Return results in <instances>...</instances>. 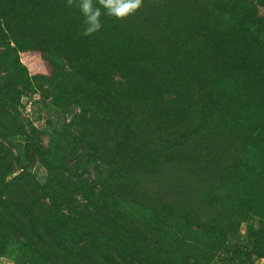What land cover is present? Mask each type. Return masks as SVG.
Instances as JSON below:
<instances>
[{"label":"trees","instance_id":"obj_1","mask_svg":"<svg viewBox=\"0 0 264 264\" xmlns=\"http://www.w3.org/2000/svg\"><path fill=\"white\" fill-rule=\"evenodd\" d=\"M192 1L143 0L127 18L103 15L100 31L85 36L79 0H0V252L16 264H216L221 244L245 258L238 264H254L251 256L264 259V0H195L188 17L183 5L191 8ZM39 4L48 7L44 17ZM137 22L151 33L167 26L170 44L155 47L140 34L143 28L134 31ZM14 24L34 33L58 26L49 40L35 36L50 76H33L23 64L10 31ZM186 36L193 54L174 72L161 47L185 45ZM140 52L145 62L135 66ZM90 61L95 75L104 68L106 86L84 69ZM171 73L203 85L205 94L228 85L233 106L220 104L215 115L239 129L212 138L204 116L200 125L175 131L173 124L186 121L176 111L172 124L146 123L149 114L129 94L151 92L158 101L168 89L172 96L177 82L167 86ZM214 82L221 85L211 87ZM162 83L166 87L158 89ZM120 84L125 92L111 91ZM45 85L56 104L80 109L63 139L55 135L48 143L46 131L22 111L23 97L43 94ZM193 114L187 107L186 116ZM207 139L209 148L200 151ZM30 151L47 171L43 185L24 166ZM83 157L95 173L70 165ZM162 162L190 167L204 185L200 200L182 213L139 196L137 174Z\"/></svg>","mask_w":264,"mask_h":264},{"label":"rangeland","instance_id":"obj_2","mask_svg":"<svg viewBox=\"0 0 264 264\" xmlns=\"http://www.w3.org/2000/svg\"><path fill=\"white\" fill-rule=\"evenodd\" d=\"M201 1V0H199ZM191 8L187 7V4L183 5V8L188 9L186 12V16L190 17L193 5L195 6V0L192 1ZM206 1H202L204 3ZM205 4V3H204ZM38 9H40V14L42 17L48 14V7H45L43 4H39ZM36 10V9H35ZM31 12V11H30ZM29 12V13H30ZM39 12L35 13L36 20H39L40 23L42 19L38 16ZM45 22V21H44ZM141 23L135 24L132 28L134 31H141L143 28L144 32H140L143 37H148L149 40L155 41V47L160 46H168L170 44L169 35H167V26L163 25L161 29L155 30L151 33L149 30H146V23L143 24L144 26H140ZM43 29V28H42ZM58 26H53L51 28L52 32H56ZM10 31L13 33V40H17L20 45L18 47V52L21 56L23 64L29 69L30 73L34 75H43V76H50L52 72V68L49 66V62L46 60L44 56L40 52H38L37 48V39L35 36L42 35L43 37H47L46 39H50L52 36V32L46 29L44 26L43 30L37 31L34 33L33 31H27L25 29H21L17 24H14L10 27ZM78 33L82 32V27L79 24L77 26ZM147 33L144 35V33ZM189 35V34H186ZM142 37V38H143ZM19 38V39H18ZM185 45L180 44L178 41L174 46H170L169 48L165 49L161 47L162 54L166 53L173 59V65L175 67V71H178L180 68H184L186 66V58L187 56H191L193 54L192 45L187 40H189V36L185 38ZM137 42H133V45H137ZM166 54L164 56H166ZM145 54L140 52L136 54V59L133 62L135 66H143L145 60ZM160 64V63H159ZM84 69L91 75L99 80L100 86H106V82L103 81V75L105 74L104 68L98 67L95 72V66L93 62H88L87 64L83 65ZM162 68V65L160 64ZM172 77L168 82L169 86L171 82H177V87L175 90L170 92H174L172 96H169V90L166 89L164 92V97L160 98L158 101L156 100V96L150 95L154 94L151 92H143L138 93L137 95L134 92H131L129 95L134 96V102L137 103L142 110L147 112L149 116L146 117V123H157V125L161 126L164 123L172 124L171 116L172 112L176 111L177 113H181L185 116H181L182 118H186L185 123H180V127L177 124H173L175 126V131L177 128L185 127L187 124L200 123L204 120V116H207L209 119V131L214 132L215 135L212 136L216 137L219 133L225 130H232V129H239L235 124L229 123L227 120L219 122L217 120L218 115L216 114V109L220 104L222 106H233L234 97L231 95L230 90H228V85H224L219 90L217 94H205L203 93L202 89L204 88L203 85H199V87H195L196 85H192L190 78L184 75L182 78H176L179 74L171 73ZM119 81V79H115V82ZM211 83L213 81H210ZM221 83L214 82L211 84V87H218ZM192 86V87H190ZM122 84L119 87H110L111 91H119L125 92ZM159 88H164L165 83H162V86ZM46 92L43 94H29L23 97L22 104L24 106L23 114L24 117L31 122H33L41 131H46L44 133V140L46 143L51 141L52 137L55 135L59 136L61 139L63 137L61 134L66 131L69 125L76 120L77 116L80 114V109L77 108L75 105L67 104V103H58L56 104V97L53 95L52 92L48 91L49 86L45 85ZM206 88V87H205ZM189 89V90H188ZM150 95V96H149ZM178 96V101L174 102V98ZM154 97V100L152 99ZM203 102V103H202ZM187 107L192 109L193 115L186 116ZM206 107V110L204 111ZM239 108V107H238ZM188 113V112H187ZM198 113V116H194ZM200 113V114H199ZM211 116V117H210ZM246 116V115H245ZM143 127H141V131L139 132L140 135L143 136V140L146 141L148 135L142 131ZM196 130V128H195ZM223 137V136H220ZM206 139V138H205ZM144 142V141H140ZM209 139H207L206 143L200 147V151L202 149L209 148ZM103 150V147L101 145ZM105 155H107L106 150H103ZM26 158L25 168L29 170L34 178L40 183L45 184L48 179L47 171L44 165L34 157V153L32 151L27 152L24 154ZM118 156V155H117ZM120 157V156H119ZM70 161V160H69ZM89 160L86 158H82L79 164H76L75 161H70V165H77L79 168L78 173L84 172V167L88 166V170L90 171L89 174L95 173V167H91L89 165ZM99 167L100 171L103 169L102 164L96 165ZM107 166V164H106ZM104 166V167H106ZM199 167L198 165H196ZM150 171L140 172L137 174L136 184L138 189L140 190V197L143 200H147L149 203L154 204V206L163 208L167 206L173 210H176L179 213L181 211L187 210L188 206L196 201L200 200V193L204 189V185L200 182L201 178L191 171V168H178L177 166L165 163H159L155 169L149 168ZM197 170V169H196ZM86 173V177L89 176ZM212 182L209 183V187H212ZM247 227L242 225L241 227V236L246 234ZM221 250L217 253L215 260L216 264H230L232 260L236 264L239 261H245L243 256L235 255L236 250L231 245L223 246L220 245ZM251 256V255H250ZM251 260L254 264H264V259L257 258L251 256ZM0 264H16L14 259L7 255L6 253L0 252ZM19 264H35V260L31 259L28 263L26 260L21 261ZM234 264V263H233Z\"/></svg>","mask_w":264,"mask_h":264},{"label":"clouds","instance_id":"obj_3","mask_svg":"<svg viewBox=\"0 0 264 264\" xmlns=\"http://www.w3.org/2000/svg\"><path fill=\"white\" fill-rule=\"evenodd\" d=\"M72 5L73 0H68ZM143 4V0H79V11L84 18L83 35L89 36L102 28L101 17L107 15L115 19H124L134 15Z\"/></svg>","mask_w":264,"mask_h":264}]
</instances>
